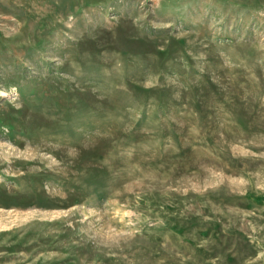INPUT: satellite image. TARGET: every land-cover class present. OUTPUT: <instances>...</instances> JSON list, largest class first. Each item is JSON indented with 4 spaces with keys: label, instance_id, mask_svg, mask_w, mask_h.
<instances>
[{
    "label": "rangeland",
    "instance_id": "1",
    "mask_svg": "<svg viewBox=\"0 0 264 264\" xmlns=\"http://www.w3.org/2000/svg\"><path fill=\"white\" fill-rule=\"evenodd\" d=\"M0 264H264V0H0Z\"/></svg>",
    "mask_w": 264,
    "mask_h": 264
}]
</instances>
